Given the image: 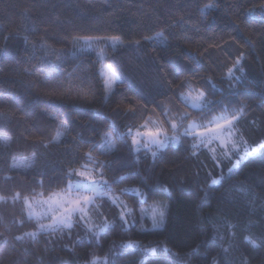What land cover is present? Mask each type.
Here are the masks:
<instances>
[{
  "label": "trees",
  "instance_id": "obj_1",
  "mask_svg": "<svg viewBox=\"0 0 264 264\" xmlns=\"http://www.w3.org/2000/svg\"><path fill=\"white\" fill-rule=\"evenodd\" d=\"M82 37L104 39L89 46ZM111 37L122 43L105 46ZM41 38L55 50L46 59ZM241 55L244 71L233 69L241 79L229 88L227 70ZM50 63H59V70ZM103 63L120 77L111 95ZM69 73L74 85L86 79L83 91L73 87L69 94L67 83L52 90ZM188 84L215 102L207 119L225 105L246 104L239 134L251 146L264 141V0H0V137H12L8 147L0 142V264H85L92 253L103 258L110 248L111 264H212L213 257L217 264H264V245L252 248L244 240L264 238V150L237 163L233 157L232 168L208 148L193 149L183 130L191 120L206 121L178 98ZM164 109L178 123L180 114H190L176 130L180 142H170L155 159L147 149L133 150L124 135L129 127L156 124L173 134ZM65 129L61 143H50ZM105 133L110 141L102 139ZM89 151L111 164L105 172L116 181V194L134 186L146 193L128 189L122 195L136 222L122 227L120 209L104 198L100 217L114 226L101 233L99 247L83 227L24 236L37 228L27 219L23 196L59 191L68 168L80 167L73 161ZM16 192L21 200L13 202ZM161 201L165 222L153 229L145 212ZM129 240L167 246L172 254L162 247L155 253L121 247Z\"/></svg>",
  "mask_w": 264,
  "mask_h": 264
},
{
  "label": "snow or ice",
  "instance_id": "obj_2",
  "mask_svg": "<svg viewBox=\"0 0 264 264\" xmlns=\"http://www.w3.org/2000/svg\"><path fill=\"white\" fill-rule=\"evenodd\" d=\"M207 7H214V5H207ZM28 37H25L27 41ZM83 39L84 42L91 46L92 44H99L102 39L100 37H82L77 38ZM145 39H148L147 37ZM105 43H111L112 47L115 48L117 43H122L118 37H111L104 40ZM139 44V41L136 42ZM40 47L47 54L51 52L55 53L54 49L48 44L47 40L41 38ZM102 58V50L100 53ZM243 56L241 55L233 65L232 68L227 70V79L229 80V88L233 87V81L241 79L235 75L236 71L243 73L244 69L241 66V60ZM62 57L56 53V61H61ZM50 67L53 71H58L60 68L59 63H50ZM108 70V74L104 80V87L106 94H114L113 88L120 80L119 75L116 70L112 69L111 65H105ZM72 74L69 73V79L67 81L56 80L55 84L51 85L52 90L64 89L65 83H67V91L70 94L73 87L78 88L83 91L87 86L86 79H81L79 85H74L71 80ZM170 83V82H169ZM185 87V85H181ZM178 98L186 105L193 109L200 110V116L202 123H196L192 121L188 123V127L184 129L182 135L191 136L193 139L192 148L198 149L201 146L208 148L209 145L216 144L221 150V154L228 159L232 168L236 167V164L232 162V158L235 157L237 162L240 159H245L249 155H253L261 150H264V143L253 141L256 143L255 148H251V145L247 140L243 138L242 134H238L237 124L241 117L245 113L247 107L246 104L241 103L239 108L234 110H229L225 105L223 106V112L219 116H212L211 119H207L213 111H215V102L208 99L206 93L202 89H197L191 84L187 85V91H181L178 94ZM162 114L166 117L167 122L170 124L173 135L169 136L167 129L157 128L155 131L147 130L141 131L140 128L136 129L135 134H133L132 128L129 127L124 133L125 136L131 137V145L133 150L139 152L141 148H145L152 153L153 159L156 158L157 152L166 147L169 141H174L176 143L180 142L179 136L176 134L178 127H181L184 121L189 120L190 114L184 112L180 114L179 123L175 118H168V110L164 109ZM0 115H4L0 113ZM52 120H56L55 116L51 117ZM63 127V125H61ZM143 128L147 129V125H143ZM67 134L65 129L63 133L58 132L57 137L54 138L50 143H61V137ZM141 137V139H137ZM102 139H108L110 141V135L105 133ZM12 137L3 136L0 137V142L3 143L5 147L10 145ZM47 147V144L43 145ZM155 147V150L153 149ZM210 151L213 153V159H216V149L212 148ZM101 154H104L102 151ZM195 155V151L193 152ZM35 157V153H33ZM73 163H79V168L70 167L65 172L63 180L67 183L60 188L59 191H45L35 192L33 191L30 196H23V206L27 212V219L35 221L37 230L34 232L25 233L24 236L31 237L35 239L40 233H56L63 232L65 229L71 230L73 227H83L86 233L89 235L90 239L97 241V246L99 247V241L102 238L101 233H104L106 229H110L114 226V221L110 222L105 219L102 224H94V218L98 219L100 216L104 215L103 202L104 198H107L106 202H109L111 206L119 208L120 211L117 213L118 220L122 227L131 226L136 222L135 216L133 215L130 207L126 202L122 201L119 196H116L113 189V183L116 181L111 180L106 176L105 169L109 172L112 171V166L110 163L101 161L93 157L92 152L89 151L85 153L83 157H80L73 161ZM89 164L93 167L90 169ZM16 167V165H13ZM231 171V168H229ZM79 177L80 179H74ZM41 188L44 187L43 180L37 182ZM213 184L216 183L215 180L212 181ZM121 195L128 191V189H119ZM139 196L145 197L146 193L140 189H132ZM243 191V189H241ZM5 197L0 196V200H4ZM13 202L21 200V193L16 192L11 196ZM100 200L102 203H98ZM146 202V201H144ZM40 208L37 212L35 209ZM167 205L162 201L158 202L153 208L152 215V227L153 229L160 228L165 222V210ZM144 210L141 209V219H143ZM48 221L45 223L44 221ZM23 223V220L21 221ZM225 224L229 228H234V225L228 224L225 220ZM23 236H17V240L23 239ZM223 241L224 237H220ZM244 240L251 244L252 248H260L264 245V238L261 239V243H257L250 235L244 236ZM115 245H113V248ZM121 247L126 248H141L145 252H157L158 248L162 247V251L166 254H172V250L167 246L157 245L156 247L140 244L139 242L129 240L127 243L122 244ZM229 249L224 248L223 251L227 252ZM113 249L110 248L109 252L104 255L103 258L99 257L96 253H92L91 261H85V264H111V256L113 255ZM212 264H217L215 257L212 258ZM244 264H247L244 261Z\"/></svg>",
  "mask_w": 264,
  "mask_h": 264
},
{
  "label": "rangeland",
  "instance_id": "obj_3",
  "mask_svg": "<svg viewBox=\"0 0 264 264\" xmlns=\"http://www.w3.org/2000/svg\"><path fill=\"white\" fill-rule=\"evenodd\" d=\"M119 40L121 41V38H119ZM118 44V43H117ZM104 45L105 46H107V45H109V46H112L111 45V43L109 42V43H104ZM99 48V53H101V50L103 51V48L102 47H98ZM105 65H110V64H108V63H103V65H102V71H103V75H104V78L107 76V74H108V70H107V68L105 67ZM112 69H113V67H112ZM115 70V69H114ZM116 86V85H115ZM115 86H114V88H115ZM113 88V89H114ZM107 95H109V94H107ZM221 115V114H220ZM217 116H219V115H217ZM192 121H195V120H191V122ZM196 123H200V122H198V121H195ZM188 127V126H187ZM186 127V128H187ZM157 128H162L160 125H156V124H147V129H145V128H143V127H140V129H141V131H147V130H152V131H155ZM135 132H136V130L135 131H133V134H135ZM183 132H184V130H183ZM238 134H239V131H238ZM169 136H172L173 134H168ZM178 136H179V134H177ZM179 138H180V136H179ZM137 139H141V137H137ZM170 142H172V143H174V144H178V143H176V142H174V141H169V143ZM169 143L166 145V146H168L169 145ZM262 143H264V141L262 142ZM257 145H253V146H251L250 147V149H249V151H251V148H255ZM153 148L155 149V147L153 146ZM212 148H215L216 149V153H215V155H216V158L217 159H220V158H225L222 154H221V150L217 147V145L214 143V144H212V145H209L208 146V149L210 150V149H212ZM141 149H145V148H141ZM212 153V152H211ZM258 153V152H257ZM257 153H255V154H257ZM235 163H237V160L235 159ZM78 179H80V178H78ZM128 189H130V190H132V189H138V187H136V186H134V187H129ZM116 196H119V198L122 200V201H124V202H126V200H124V198L122 197V195L120 194V193H118V194H116V193H114ZM126 204H127V202H126ZM155 207V205L154 204H152L150 207H147V209H146V212H145V214H147V215H149V216H152L153 215V208ZM37 212H39L40 211V208H36L35 209ZM105 220V218H103V217H99L98 219H95L94 218V224H102V222ZM45 223H47L48 221H44Z\"/></svg>",
  "mask_w": 264,
  "mask_h": 264
}]
</instances>
